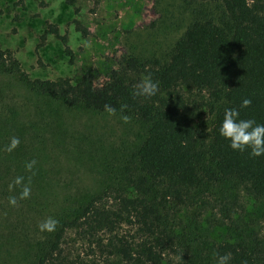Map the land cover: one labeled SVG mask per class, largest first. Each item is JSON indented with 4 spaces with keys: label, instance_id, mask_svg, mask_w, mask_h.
<instances>
[{
    "label": "trees",
    "instance_id": "trees-1",
    "mask_svg": "<svg viewBox=\"0 0 264 264\" xmlns=\"http://www.w3.org/2000/svg\"><path fill=\"white\" fill-rule=\"evenodd\" d=\"M184 1L219 3L221 17L194 21L193 33L175 42L166 62L123 57L100 89H94L87 76L74 83L67 78L31 80L12 52L0 47V76L14 78L28 92L69 109L107 112L105 105H109L114 114L132 117L142 127L141 140L123 167L121 181L105 187L70 213L60 214L51 212L48 194L41 188L29 189V195L21 198L23 189L15 182L16 171L9 161L13 148L0 141V217L9 228L7 240L19 241L20 248L32 247L25 264H75L61 256L60 244L68 231H75L120 264H216L217 256L226 254L230 255L229 264H264V234L255 227L243 236L213 244L205 253L175 261L174 237L166 230L159 204L151 197L160 181L167 182L168 191L179 202L190 189L220 187L227 193L234 191L225 205L235 207L236 192L242 191L262 203L259 220L264 229V156L251 157L248 150L232 151L218 134L226 108H236L240 119L264 124V0ZM74 24L77 32L88 35L78 21ZM48 35L66 43L54 24H47L41 44ZM66 53L71 55L67 48ZM148 75L158 82L157 93L134 96V86ZM245 98L251 104L241 109ZM9 112V117L0 115V121L14 116ZM205 113L210 116L209 123L203 122ZM113 194V203H107ZM13 197L14 205L9 203ZM229 210L223 211V216L231 221ZM14 213L17 217L13 220ZM32 214L38 216L33 226ZM49 217L57 221L54 231L41 232L38 225ZM121 225L134 228L137 237L118 238L114 233ZM101 233L115 236L105 245L97 237ZM20 257H15L16 263L10 260L5 264H23Z\"/></svg>",
    "mask_w": 264,
    "mask_h": 264
},
{
    "label": "rangeland",
    "instance_id": "rangeland-1",
    "mask_svg": "<svg viewBox=\"0 0 264 264\" xmlns=\"http://www.w3.org/2000/svg\"><path fill=\"white\" fill-rule=\"evenodd\" d=\"M221 14L216 2L0 0V47L12 52L31 80L67 78L74 83L87 76L93 88L100 89L123 57L166 62L175 42L193 33L190 28L194 21L203 17L217 20ZM74 21L88 30L87 36L75 30ZM49 23L57 26L65 44L53 35L41 44L40 36ZM0 95V115L9 117V110L14 113L11 119L0 121V141L5 145L12 138L19 140L9 156L20 178L18 186L45 190L52 213H70L125 175L123 167L142 133L141 125L132 117L128 116L125 123L121 119L124 115L69 109L28 92L12 77L0 76ZM203 122H210L207 113ZM32 161L35 163L28 169ZM236 193L238 204L229 207L225 204L232 199L233 190L227 193L220 187H198L188 190L179 202L168 191L166 181L155 185L151 197L159 204L165 228L174 237L175 261L205 253L221 240L243 236L250 227L264 234L259 220L262 203L242 191ZM113 198L114 194L106 202L113 203ZM227 208L231 221L223 216ZM31 216L33 226L38 216ZM12 217L14 220L17 213ZM8 230L5 218L0 217V264L10 260L16 263L19 253L25 264L32 247L20 248L19 241L7 240ZM134 231L121 225L114 234L129 240L137 237ZM115 235L101 233L97 237L106 245ZM60 249L61 256L75 264H120L75 231L66 232Z\"/></svg>",
    "mask_w": 264,
    "mask_h": 264
},
{
    "label": "clouds",
    "instance_id": "clouds-1",
    "mask_svg": "<svg viewBox=\"0 0 264 264\" xmlns=\"http://www.w3.org/2000/svg\"><path fill=\"white\" fill-rule=\"evenodd\" d=\"M158 91V82H154L150 75L143 76L138 84L134 86L133 95L141 97L154 96ZM251 104V100L245 98L240 104V108H247ZM124 106H121L123 111ZM105 110L109 114H113L115 109L109 105H105ZM121 119L127 123L129 117L122 116ZM218 134L221 138L228 142V147L232 151L244 152L248 150L251 157L264 156V124L256 123L252 119H240L239 112L236 108L224 109L223 120L218 128ZM19 143L16 138L11 139L10 150ZM35 161L27 164V168L31 169ZM20 183V178L15 181ZM29 195V189L25 187L21 194V198ZM15 198H10L9 203L15 204ZM57 221L51 217L45 219L38 225L41 232H52L56 227ZM230 255L217 256L216 264H229Z\"/></svg>",
    "mask_w": 264,
    "mask_h": 264
}]
</instances>
